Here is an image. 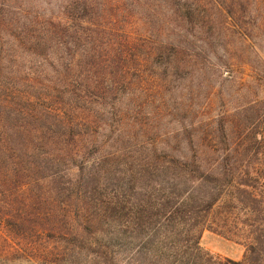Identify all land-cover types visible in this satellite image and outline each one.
Listing matches in <instances>:
<instances>
[{"label":"rangeland","instance_id":"obj_1","mask_svg":"<svg viewBox=\"0 0 264 264\" xmlns=\"http://www.w3.org/2000/svg\"><path fill=\"white\" fill-rule=\"evenodd\" d=\"M71 2L0 0V99L16 119L20 111L31 110V100L39 101L45 86L61 78L36 54L31 26L49 29L59 21L72 26L67 21ZM191 2L201 6L207 28L196 40L189 38L193 45L182 52L190 58L180 55L179 67L170 70L165 68L168 56L149 58L140 47L124 63L102 66L108 74L101 78L105 88L120 82L117 95L101 88L98 97L72 103V116L94 119L96 142L80 146L77 162L61 163L56 173L64 179L59 184L32 174L18 182L11 167L5 169L0 264H144L148 254L135 224L149 199L157 204L165 199L163 165L194 149H213L215 159L237 149L241 166L264 170V1ZM123 3L121 23L112 20L118 14L110 11L106 28L139 45L157 37L159 17L149 15V5ZM83 37L74 49L78 57L94 41L88 34ZM169 53L173 55H164ZM52 61L60 70L59 62ZM69 103L61 95L47 102L63 114L60 105ZM200 247L215 258L234 261L246 253L243 242L212 229L202 231Z\"/></svg>","mask_w":264,"mask_h":264},{"label":"trees","instance_id":"obj_2","mask_svg":"<svg viewBox=\"0 0 264 264\" xmlns=\"http://www.w3.org/2000/svg\"><path fill=\"white\" fill-rule=\"evenodd\" d=\"M124 1L127 0H72L67 7L69 13L72 12L71 17H67L72 26L59 21L56 25L50 24L55 25L53 28L42 30L34 29L32 24L31 33L36 32L33 36L36 54L47 66L61 73V78L49 87L44 85L47 91L40 93L39 101L31 100V110L20 111L17 119V115L7 112L0 99V188L7 181L5 169L9 167L13 180L18 182L32 174L41 180L51 177L59 184L64 179L63 174L56 173L61 163L65 159L71 164L77 162L80 146L96 142L94 119L84 114L74 117L71 112L76 108L72 107L73 102L82 104L93 94L98 97L101 88L111 96L120 92L119 81H114L109 88L104 87L101 78L108 74L107 68L102 66L111 62L118 66L124 63L125 56L143 48L149 58L168 56L165 68L179 67V56L189 57L187 52H182L193 45L189 38L196 40L197 34L207 28L201 6L191 1H244L245 4L264 0H129L138 5L144 1L150 7L149 15L159 17L155 23L157 37L143 39L140 45L104 25L111 16L110 11L118 14L112 20L121 23L119 14L124 12ZM172 1L177 2L170 4ZM215 7L220 9V3ZM254 7L260 10L258 3ZM196 20L198 23L194 22ZM148 21L151 22L150 17ZM261 27L263 22L259 23V29ZM182 33H186L188 39ZM87 34L94 41L89 51L81 52L78 57L74 49ZM167 52L173 55H164ZM51 59L59 62L60 70ZM1 82L0 66V91ZM59 95L70 101L67 107L60 105L65 114L57 104L51 107L47 104ZM193 152L162 166L165 199L161 204L149 199L142 219L135 224V228L141 230L148 254L144 264H264V170L241 166L237 149L217 159V151L213 149L210 153L200 149ZM83 166L80 165V173ZM9 179L12 180L11 175ZM226 205L231 210L225 208ZM204 229L243 242L246 246L243 260L220 259L205 253L200 247Z\"/></svg>","mask_w":264,"mask_h":264}]
</instances>
